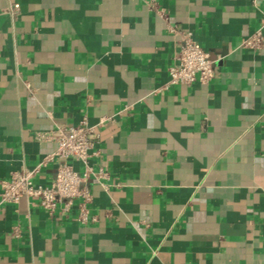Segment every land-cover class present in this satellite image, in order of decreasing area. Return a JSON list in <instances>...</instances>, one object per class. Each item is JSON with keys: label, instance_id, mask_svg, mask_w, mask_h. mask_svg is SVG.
<instances>
[{"label": "crops", "instance_id": "obj_1", "mask_svg": "<svg viewBox=\"0 0 264 264\" xmlns=\"http://www.w3.org/2000/svg\"><path fill=\"white\" fill-rule=\"evenodd\" d=\"M153 4L211 55L208 85L163 89L179 39ZM259 30L264 0H0V181L50 185L57 145L34 134L83 118L108 173L86 224L77 201L0 205V264H264Z\"/></svg>", "mask_w": 264, "mask_h": 264}, {"label": "built area", "instance_id": "obj_2", "mask_svg": "<svg viewBox=\"0 0 264 264\" xmlns=\"http://www.w3.org/2000/svg\"><path fill=\"white\" fill-rule=\"evenodd\" d=\"M152 10L166 22L169 32L179 39V52L169 69V82L163 89L208 85L215 75V61L211 55L196 43L191 32L171 25L165 10L159 9L156 4H153ZM8 13L19 15V10L14 7ZM241 47L250 51L261 50L264 47L262 31L244 39ZM103 124L104 120H101L99 124L91 126L88 119L83 118L77 125H59L50 131L36 132V142L57 145L55 153L47 156L44 162L59 159L55 179L50 185H41L34 182L36 171L15 172L8 180L0 181V205H17L22 198H27L54 215L58 210L69 213L77 201L79 221L86 224L90 220L89 207L94 198L91 187L108 177L104 168L95 172L90 165V161L100 154L97 146L101 142L100 128ZM71 162L81 165L83 171L76 170ZM20 235V228H13V236L19 238Z\"/></svg>", "mask_w": 264, "mask_h": 264}]
</instances>
